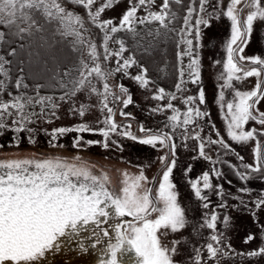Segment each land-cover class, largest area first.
Masks as SVG:
<instances>
[{
  "label": "rangeland",
  "instance_id": "374dc122",
  "mask_svg": "<svg viewBox=\"0 0 264 264\" xmlns=\"http://www.w3.org/2000/svg\"><path fill=\"white\" fill-rule=\"evenodd\" d=\"M57 2L67 11L80 15L85 20V27L90 30L89 38L97 44L98 28L88 22L86 11L81 6L66 3L63 0H57ZM103 2L104 0H97V3L93 5V10ZM132 2L135 3L136 0H132ZM229 3L230 0H207L204 6L205 11L200 12L199 10V16L208 19L209 24L208 26L200 25V39L193 43L195 49L192 47L191 55L183 54L188 45L183 43L182 39L192 40V35L180 31L178 38L181 55L177 60L178 76L172 89H167L147 78L144 67L132 59L129 50L123 43L125 50L119 58L112 56L105 61L101 57L99 62L102 70L105 72L112 71L113 74L106 81L93 78L92 85L97 89V92H92L90 88H84L75 96L65 97L63 100L60 98L65 93L58 96L38 93L26 97L23 95L25 100L32 98L33 101H36L42 97L51 99L45 100L43 105L33 103L26 106L25 111L27 113L35 112L37 115L32 116L33 122L27 123L23 131H13L17 127L12 123L15 117H8L5 120L7 127L0 129V161L59 158L65 164L84 168L96 177L106 175L108 177L106 188L116 195L120 194V189L123 186L121 181L125 179V174L131 179L143 173L148 183L141 182V188L137 191L143 192L145 188H149L152 198H155L163 171L166 170L167 166L172 165L174 160L175 164L169 180L174 186L172 191L177 195V203L184 211L186 223L184 228L179 231H168L166 236L161 237V242L169 248L172 247V241H178L176 253L172 256L174 264H195L197 249H199L201 264H264V254L253 256L251 260L233 263L232 255H227L226 252L222 251L215 258L210 259L206 247L208 243H212L214 246L226 249L232 244V237H229L231 230L225 221L221 227H216L215 230L209 229L205 225V220H210L211 216L215 214L216 205H224L225 208L219 215L226 216V218L227 216H234L233 211L239 208L240 203L249 204L253 206L256 213L264 215V206L256 209L253 203L264 194V172L253 173L242 166L243 164L256 166L253 149L257 141L236 143L230 140L227 135V122L231 120L227 105L238 102V98L235 97L236 91H251L257 82L256 77H248L239 81L233 79L229 82V87H224L228 75L224 69V64L227 61L226 43L231 36V22L223 13L227 11ZM162 4L163 0H154L147 7L141 6L136 12V17L142 19L148 16L149 12L159 13ZM243 5L244 0L237 5V9L240 10ZM129 6V0H119L113 7L106 9L101 14L100 19L112 20L113 25L119 26V21ZM262 6H264V0H262ZM248 12V8L242 9L241 21L246 18ZM209 13L213 14L210 19ZM239 13L240 11L238 12V19L240 20ZM150 21L152 20L149 19V21L141 24L138 19L132 25L135 29L134 32L125 30L110 34L112 39L108 42L109 49L113 52L118 51L120 44L116 41H123L125 38L123 35L132 36L142 32L143 27H149ZM189 26H192L191 21ZM156 32L159 33L160 30H156ZM103 35L101 32L100 44L103 42ZM70 37L73 48L80 51L79 67L76 70V79H78L81 60H86L89 63L91 61L83 46L77 44L73 36ZM33 42L31 47L26 48L24 58L28 64L34 65L40 70L45 69L50 62L57 60L63 52L62 46L55 44L52 36L44 38L39 35ZM99 45L97 44L98 51L102 53L103 49H100ZM240 55L245 57L258 56L264 59V21H254L253 31L244 47V52L236 55L238 60ZM129 58L134 63L127 69V75L123 71H114L118 59L119 63L122 64L125 59ZM192 59L198 60L199 80L195 83L192 82L193 76L190 75L191 70L189 68ZM243 63L247 64L248 62L244 61ZM241 67L244 70L251 68ZM137 75H143L148 81L146 87H141L139 82L133 79ZM237 75H243V73H237ZM261 78L262 73L259 79L261 80ZM6 79L3 75L0 76V80H3L5 84ZM105 82L109 85L113 96L120 97L118 101H114L113 96L108 97L109 106L113 108L112 119L120 127L116 132H109L107 139L99 131L105 128L102 121L107 116L106 110L103 114L101 113L100 101L103 97L99 95L104 91L103 84ZM178 83L181 84L179 91L176 88ZM121 86L127 90L126 93L120 91ZM160 89L164 91L163 97L154 99L153 97L160 95ZM201 92L204 97L203 103L199 99ZM9 93L11 92L6 86L4 91L0 93V101L10 102ZM172 95L175 96V99L171 98ZM221 95L223 99H221ZM129 97H131V103L124 107L123 100ZM187 97H193V100L185 104L184 101ZM169 102H171L172 108L167 107ZM53 104L56 105L55 108L52 107ZM81 105H84L86 109L83 116L78 111ZM189 107L199 110L203 115L195 117L193 113V122L189 125H183V114L188 111ZM42 108L44 114L40 115ZM257 108L264 112V99H261ZM172 109H176L180 113L177 121L168 120V117L174 114ZM53 111L55 115H52ZM121 111L128 115L122 116ZM253 112L256 114L255 109ZM81 124L87 125L93 131L57 134L55 139L51 135L55 129L74 128ZM173 124L176 125L175 128L172 127ZM141 127L146 131L141 132ZM252 129H256L259 133L264 131V126L250 120L242 128L243 131ZM122 131H128L132 136L138 138L167 133L172 136V140L167 142L168 147L161 146L159 143L153 147L139 143L138 139L134 140L122 135ZM197 134L199 139L193 138ZM77 137L80 138V144L73 147V142ZM221 139L229 145V150H225L220 144L208 143L210 140ZM257 139L262 143L264 142V136H257ZM88 141H93V143L89 144ZM201 141L204 142L205 156L200 155ZM172 144L175 145V155L170 148ZM161 156L166 157L165 164L161 163L159 159ZM205 157H210V159ZM240 157H243V160ZM225 165L231 166L235 173H243L247 179H241L237 174L238 181H230L229 183V180L220 173ZM205 172L209 175L208 182L211 185L208 189L203 188V180L201 179ZM191 181H199L197 187L201 190V197L205 199L196 197ZM241 189L248 191L243 192L240 191ZM204 204H207L208 207H204ZM155 217L156 214H153L150 218L155 219ZM212 235L221 237L219 245L211 240ZM215 259L217 261H214Z\"/></svg>",
  "mask_w": 264,
  "mask_h": 264
},
{
  "label": "snow or ice",
  "instance_id": "6c2138e0",
  "mask_svg": "<svg viewBox=\"0 0 264 264\" xmlns=\"http://www.w3.org/2000/svg\"><path fill=\"white\" fill-rule=\"evenodd\" d=\"M74 5L81 6L87 13L88 22L98 28L103 35V42L100 47L103 52L98 51L96 43H93L90 37V30L85 27V20L73 12L67 11L61 6L57 0H0V24L9 28H16V35L29 32L36 24L32 17V12H41L43 16L51 21L58 22L62 34L70 35L75 38V42L87 51V56L91 63L86 60H81V68L79 69V78L71 81L72 87L68 88L64 96L71 98L77 92L84 88H90L92 92H97V89L92 85L93 78L106 81L113 74L112 71L105 72L101 68L100 59L107 61L110 57L119 58L124 52L123 41H116L120 44L118 51H111L108 47V42L112 39L110 34H115L119 31L134 32L132 25L139 19V23L143 24L146 21L155 20L163 23L166 16V10L169 9L170 0H163L161 11L149 12L144 18H137L136 12L141 6L147 7L154 0H136L135 3L129 0V8L123 14L119 21V26L113 25L112 20H101V14L113 7L119 0H104V2L95 10L93 5L97 0H69ZM180 3V0H176ZM207 0H199L200 12L205 11ZM242 0H230L227 11L223 13L231 22V36L226 43L227 61L224 64L225 72L228 74L225 80L224 87L230 86V81L233 79L239 81L248 77H256L257 82L255 87L248 92H235V97L238 102L229 103L227 105L231 120L227 122V135L230 140L236 143H247L250 140H256V146L253 149L255 157V165L243 164L246 170L253 173L264 172V143L257 139V136H264V131L257 133L256 129L243 131V125L247 122L255 121L257 124L264 126V112L259 111L257 105L261 99H264V82L259 78L264 72V59L260 57H245L239 56L240 62L247 61L251 65H259L244 70L241 64L235 60L236 55L244 52V47L248 43V38L253 31V23L256 20L264 21V6L262 0H244V7L249 9L246 18L243 21L238 19L237 5L241 4ZM174 16V13L172 14ZM213 14L209 13V19ZM193 17V8L189 7L187 15L184 16V28L181 33H191L195 29V39H200V25L208 26L209 20L202 16H198L194 26H189ZM25 24L26 27H21ZM4 40V33L0 32V42ZM182 42L188 45L183 54L191 55L193 41L191 39H182ZM198 46V45H197ZM14 53H9L12 55ZM181 54L178 53V57ZM8 61L0 56V75L7 78V71L4 69V64ZM134 63L129 58L123 63L117 61L115 72L123 71L127 75V69ZM190 75L193 76V83L199 80L198 60L192 59L189 65ZM243 75H237V73ZM183 75V73H181ZM139 82L141 87H146L148 81L143 75L133 77ZM21 80L16 81V87L19 89ZM63 86V85H62ZM6 84L0 80V93L4 91ZM104 91L99 93L103 97L101 103V113L107 111V116L102 121L105 124L104 129H100V134L107 139L109 132H116L120 127L114 120L113 108L109 106L108 97L113 96L109 85L103 84ZM177 90H181V84L176 85ZM120 91L126 93L127 90L122 86ZM160 95L153 97L161 99L164 95L163 89L159 90ZM10 102L0 101V129L7 127L5 120L8 117H15L12 120L14 125H17L13 131H23L27 123H32V116L37 115L35 112L27 113L26 106L33 103L43 105L45 100L51 98H40L33 101L32 98L25 100L22 96H12ZM172 99L175 96L172 95ZM114 101H118L120 97L113 96ZM200 102L203 103V93L200 94ZM221 99H223L221 95ZM193 97H187L185 104L190 103ZM131 103V97L123 100V106L127 107ZM56 107L55 104L52 105ZM172 108L171 102L167 105ZM253 109L256 114H253ZM76 110V109H74ZM85 106L81 105L78 109L79 114H85ZM162 110V109H161ZM173 110V115L168 117L169 121H177L180 113L176 109ZM193 113L195 117H201V113L197 109L191 107L183 114V125H189L193 122ZM43 108L40 115H43ZM55 115V112H52ZM122 116L128 115L121 111ZM130 127V126H126ZM176 127L175 124L172 125ZM240 131H237V130ZM86 132L93 131L87 125L81 124L74 128H59L52 132V137L55 139L57 134H65L67 132ZM141 132L146 131L143 127ZM122 135L128 136L131 139H138L139 143L151 145L155 147L157 143L161 146L168 147V141L172 140V136L167 133L153 134L145 138H138L131 135L128 131H122ZM195 139H199L197 134ZM32 142V141H30ZM91 144L93 141H88ZM208 143L220 144L225 150H229V145L221 140H210ZM80 144V138L77 137L73 142V147ZM54 147L56 145H53ZM106 146V145H105ZM175 155V145H170ZM200 155L205 156L204 142L200 143ZM210 159V157H205ZM78 159V158H77ZM162 164L166 163V157L161 156ZM243 160V157H240ZM175 164L167 166L163 171L157 195L155 198L151 196V189L145 188L143 192L137 190L141 188V182L148 183L147 178L141 173L137 177L129 179L125 174V179L121 181L122 187L120 194L116 195L106 188L108 177H96L91 175L84 168H78L74 165H68L57 159H22V160H7L0 161V264H35L40 260L47 251L51 249H59L60 238H66L69 241L72 237L78 236L84 226L95 225L98 229L103 222L101 218L115 219L117 217L130 216L133 218L128 223L127 227H122L120 223L113 225L115 236L109 240L107 247L104 249V254L107 259L102 260L101 264H174L172 256L176 253V244L178 241H172V247L161 242V237L166 236L168 231L177 232L184 228L186 220L183 209L177 203V195L173 189L169 177L172 168ZM218 174V173H217ZM241 179H247L243 173H238ZM203 180V188L211 187L209 175L205 172L201 178ZM193 190L197 198L201 197V190L197 187L199 181H191ZM240 191L246 192L247 189ZM256 209L264 206V194L253 202ZM162 205V206H161ZM247 207V205H245ZM204 207H208L204 204ZM156 214L155 219L150 217ZM255 216V212H253ZM217 216L213 214L211 219L205 220V225L209 229L215 230ZM227 224V218H225ZM264 231V226H262ZM103 236L109 237V232L103 230ZM254 239L252 234H249L245 239L248 243ZM114 240V242H113ZM211 240L217 245L220 244L221 237L212 235ZM96 242L100 243V237L97 235ZM95 246V245H93ZM208 257L215 258L222 251L220 247L214 246L212 243L206 245ZM229 250H231L229 248ZM197 255L195 264H201L199 249L196 250ZM264 254V246L256 251L249 252L248 255L259 256Z\"/></svg>",
  "mask_w": 264,
  "mask_h": 264
},
{
  "label": "trees",
  "instance_id": "16d2710c",
  "mask_svg": "<svg viewBox=\"0 0 264 264\" xmlns=\"http://www.w3.org/2000/svg\"><path fill=\"white\" fill-rule=\"evenodd\" d=\"M63 1L70 3L67 0ZM189 7L193 8L191 23L194 26L200 15L199 0H180V3H176V0H170L169 9L166 10V18L163 23L152 20L149 22V27H143L142 32L132 36L123 35L125 37L123 40L124 45L129 50L132 59L144 67L145 76L167 89H172L177 80L178 36L184 26L183 18L187 15ZM32 17L36 24L29 32L20 35L15 34L17 30L14 26L9 28L0 24V32L4 33V40L0 42V56L8 61L4 64V69L7 71V89L12 95L22 96L24 99L26 96L37 93L52 96L64 94L68 88L72 87L71 81L76 80L80 51L73 48L69 35L62 34L57 21L47 20L41 12H32ZM21 27H26V25L21 24ZM156 30H160V32L158 33ZM39 35L44 38L52 36L54 43L61 45L63 48V52L58 59L47 64L46 68L42 70L28 64L24 58L26 48L31 47L33 41ZM191 35L193 43H195L194 28ZM96 41L98 45L101 42V31L99 29ZM193 47L195 49V46ZM9 53L14 54L9 55ZM18 79L21 80L19 89L16 87ZM220 173L229 180V183L230 181H238V173H235L231 166L225 165ZM245 205V203H240L239 208L233 211L234 216H227V226L231 230L229 237H232V244L229 245L231 250L227 247L226 249L220 247L227 255H232L233 263L251 260L253 256L250 257L248 253L264 246V231H262L264 215L256 213L253 206L248 204L246 207ZM224 208L223 204L215 206V214L218 215L215 221L217 228L221 227L225 221L226 216L219 215ZM253 212H255V216H253ZM249 234H252L254 239L245 243V239Z\"/></svg>",
  "mask_w": 264,
  "mask_h": 264
},
{
  "label": "water",
  "instance_id": "95a60500",
  "mask_svg": "<svg viewBox=\"0 0 264 264\" xmlns=\"http://www.w3.org/2000/svg\"><path fill=\"white\" fill-rule=\"evenodd\" d=\"M243 8L244 5L241 9ZM240 15L241 11L239 13V16ZM235 60L243 67L259 68V65L240 62L237 56ZM261 81L264 82V72H262ZM101 220L103 222L98 229L95 225L84 226L79 235H74L71 241L66 238H60L58 241L60 244L59 249L54 248L47 251L40 260L35 262V264H101L102 260L107 259V256L104 254V249L107 247L109 240L115 236L113 225L120 223L122 227H127L128 223L131 222L133 218L117 217L115 219L108 218L106 221L105 218H101ZM103 230L109 232V237L103 236ZM97 235L100 237V243L96 242Z\"/></svg>",
  "mask_w": 264,
  "mask_h": 264
}]
</instances>
